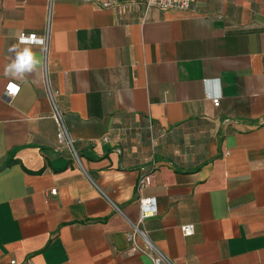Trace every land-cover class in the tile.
Segmentation results:
<instances>
[{"label":"crops","instance_id":"obj_1","mask_svg":"<svg viewBox=\"0 0 264 264\" xmlns=\"http://www.w3.org/2000/svg\"><path fill=\"white\" fill-rule=\"evenodd\" d=\"M46 29V60L32 46L34 70L6 74L19 36ZM45 63L82 169L53 151ZM140 197L173 264H264V0H0V264H152L126 255Z\"/></svg>","mask_w":264,"mask_h":264},{"label":"built area","instance_id":"obj_2","mask_svg":"<svg viewBox=\"0 0 264 264\" xmlns=\"http://www.w3.org/2000/svg\"><path fill=\"white\" fill-rule=\"evenodd\" d=\"M47 3L48 12H51L52 5L60 0H44ZM67 1V0H65ZM81 3H93L97 7L102 9H111L117 4H132V5H143L147 9L154 8L159 11H177L185 12L191 8L193 0H78ZM22 35V34H21ZM20 35V36H21ZM19 36V37H20ZM45 40V45L42 48L43 57L46 60L47 47L49 32L46 29L44 35L42 36ZM19 42V38H18ZM38 46V45H37ZM217 84V83H215ZM10 84L7 86L5 91V98L11 99L15 94H10ZM43 90L46 99L51 105L50 119L53 121L56 133H55V146L53 148L56 154H65L71 163L82 169L81 157L75 148V141L69 136L68 131L64 125L62 114L59 112L56 105L57 91L51 88V84L48 78V72L46 63L43 65ZM206 98L214 103L216 106L220 100V92H208L206 91ZM109 141L108 137L102 139L103 143ZM149 176H141L137 182V190L141 191L150 185ZM51 196L56 194V190H51L49 193ZM113 208L120 212L116 207ZM157 205L154 198L140 197L138 201V217L135 223L128 222L131 231L125 235V241L127 243L126 255L128 257L133 256H144L152 264H173L170 259H168L163 253H161L155 245L150 241L148 237V232L145 230V222L151 218L157 216ZM180 232L183 237H191L194 233V228L192 225H184L180 227ZM14 264V262H11ZM30 264V263H28Z\"/></svg>","mask_w":264,"mask_h":264},{"label":"clouds","instance_id":"obj_3","mask_svg":"<svg viewBox=\"0 0 264 264\" xmlns=\"http://www.w3.org/2000/svg\"><path fill=\"white\" fill-rule=\"evenodd\" d=\"M23 45V47H19ZM45 45L43 37H38L35 33L22 34L19 37V44L13 45L10 51L15 53L14 59L7 65L5 72L13 77H23L26 73H31L40 63L37 54L33 52L32 46ZM10 94L19 92V86L10 84Z\"/></svg>","mask_w":264,"mask_h":264},{"label":"snow or ice","instance_id":"obj_4","mask_svg":"<svg viewBox=\"0 0 264 264\" xmlns=\"http://www.w3.org/2000/svg\"><path fill=\"white\" fill-rule=\"evenodd\" d=\"M9 87H11V86H9Z\"/></svg>","mask_w":264,"mask_h":264}]
</instances>
